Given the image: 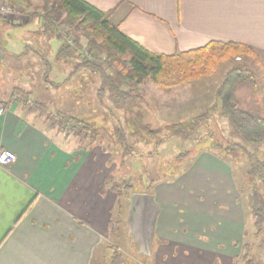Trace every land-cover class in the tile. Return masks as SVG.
Segmentation results:
<instances>
[{"label":"crops","instance_id":"1","mask_svg":"<svg viewBox=\"0 0 264 264\" xmlns=\"http://www.w3.org/2000/svg\"><path fill=\"white\" fill-rule=\"evenodd\" d=\"M84 1L153 53L173 54L212 40L247 45L258 57L252 62L261 87L250 99L264 116V0ZM18 22L7 29L32 24L28 19ZM26 34L21 31L16 44L11 33L5 42L0 32V64L28 52ZM44 38L42 42L52 44ZM32 40L41 47L40 38ZM55 42L57 49L60 41ZM6 65L3 74L9 71ZM6 85L0 82L5 102L0 151H12L15 160L0 165V264H93L96 251L107 246L115 207L119 237L123 231L124 207L99 171L106 157L97 149H77L60 140V133H52L43 118L11 96L12 88L2 92ZM224 160L212 150L195 157V167L179 177L197 190L186 201L167 197L161 202L154 192L159 213L153 264H235L239 243L253 221ZM123 233L129 246L125 226Z\"/></svg>","mask_w":264,"mask_h":264},{"label":"rangeland","instance_id":"2","mask_svg":"<svg viewBox=\"0 0 264 264\" xmlns=\"http://www.w3.org/2000/svg\"><path fill=\"white\" fill-rule=\"evenodd\" d=\"M1 5L12 6L11 12L0 13V17L4 18V20L0 18L2 19L0 21L1 39L6 42L7 34L11 33L12 42L17 44L19 38L22 37L21 31H25L27 34L23 40L29 47L23 57L18 56L20 60H8V63L5 61L0 64V82L4 81L7 84L2 92L7 94L8 88L22 89L30 92L31 99L43 100L46 109L51 112L61 110L87 121L93 129L91 133L98 135L100 144L92 146V138L82 139L76 134L75 129L60 132L53 122L45 121V124L51 132L60 133V140L70 142V147L75 146L77 149H89L90 151L97 149L102 152L106 161L99 171L107 178L104 183L107 189H110L114 183L121 187L123 181L133 185L131 193L125 192L121 188L122 196L120 195V198L122 199L118 200L120 208L129 202V193L146 192V185L152 181L155 183V185L153 183L154 192L157 193L159 201L163 202L167 197L173 198L176 203H180L177 200L186 201L190 195L197 193V190L194 185L189 186L179 180V177L186 173L191 166L195 167V157L200 152L210 149L216 152L220 158L224 157L228 162L231 160V156L222 151V146L225 145L227 138L233 139V133L225 118L214 106L217 103H215L217 86L226 70L234 65L235 61L224 62L214 75L171 89H160L148 79L143 80L136 87L121 84V88L133 90L136 95L140 96L134 99L131 112H127V110H119L114 107L107 97L100 102L97 100L95 93L99 86V77L96 74L81 69L74 76H70V59L62 60L58 57L55 47L56 39L51 38L48 41L52 40V44H48V42H42L44 37L40 35L42 31L36 35V29L40 24L36 17L30 21L32 23L30 28L27 24L22 26L17 24L7 29L12 22L19 21L18 23L23 24L22 21L31 18L32 14L43 15L54 5L52 1L1 0ZM37 22L39 23L37 24ZM58 32L61 39L75 47L81 57L95 60L96 63L101 62V59L99 62L93 57V51L80 31L72 33L70 27L61 26ZM32 37L40 38V48L36 47V42L32 40ZM75 37L79 39V46L74 44ZM44 39L46 40V37ZM38 52L44 56L46 61L41 59ZM238 60L239 58H236L237 62ZM240 61L254 70L257 84L255 92L251 90V87L240 90L239 98L245 100V98L250 99L252 93L260 91V73L252 60L243 59ZM4 64H7L5 67L9 71H4L3 74ZM45 73H47L46 77H44ZM203 107L209 111L207 112L209 113L208 118L205 121L202 119L199 123L194 122L192 120L194 116L200 117L199 115L203 114ZM138 110L140 114L134 115ZM35 114L38 116L36 111ZM41 118L44 119V117ZM179 122L180 124L174 126ZM117 128L126 131L127 145L132 147L129 155L123 156L121 145L115 141ZM214 143L221 147L213 146ZM239 164H236L237 167L233 166L237 176L240 175V168L243 165ZM243 202L244 200H242ZM122 209L124 212V208ZM116 211L115 207L112 211L107 246L102 245L96 251V259L93 264H110L111 248L122 252L126 259L125 264H153L151 256L142 261L135 256L136 254L129 253V246L123 233L124 224H121L123 231L121 232L122 236L119 237L120 230H117L118 223L116 221L120 218L115 217ZM254 231L253 225L247 227L244 237L239 243V254L235 264H242L240 256L244 251L240 248L246 243L250 246L251 256L255 258L256 262L264 264V232L256 235Z\"/></svg>","mask_w":264,"mask_h":264},{"label":"trees","instance_id":"3","mask_svg":"<svg viewBox=\"0 0 264 264\" xmlns=\"http://www.w3.org/2000/svg\"><path fill=\"white\" fill-rule=\"evenodd\" d=\"M49 1L54 4L49 10H46L43 15L32 14L28 21H32L36 17L41 25V34L47 40L54 38L60 41L57 55L62 60L70 59V76H74L81 69L96 74L99 77V86L95 93L97 100L100 102L107 97L113 106L119 110L131 112L134 99L140 97L133 90L121 88V84L136 87L137 84L148 79L160 89H171L214 75L224 62H236L224 73L215 94L217 102L215 108L226 119L233 133V139L227 138L225 145L222 146V151L226 155L229 154L231 160L228 162L226 158L223 157V159L228 162L227 164L232 169L236 188L244 199L246 211L252 218L254 234L259 235L264 232V116L259 109H255L254 106L257 104L254 102V105L252 99H240L238 95L243 88L251 87L254 92L257 89L254 71L240 61L248 58L256 61L258 57L254 51L242 43L212 40L204 46L174 52L173 54L153 53L123 34L118 25L112 23L104 12L88 2L84 0ZM61 26L70 27L72 33L80 31L93 51V57L99 62L101 59V62L96 63L95 60L81 57L75 47L62 40L58 32ZM74 44L79 46L78 37H75ZM37 54L41 56L43 61H46L43 55L39 52ZM236 58H239L238 62ZM11 96L19 98L26 108L29 107L27 109L34 110L38 116L44 117V121L53 122L58 131L75 129L76 134L82 139L92 138V146L100 144L98 135L91 133L93 129L87 121L61 110L51 112L46 109L43 100L31 99L30 92L19 88H14ZM0 106L5 107V102L0 100ZM137 114H140L139 110L136 114L134 113V115ZM208 114L204 112L199 115L200 117L194 116L192 120L196 123L201 122L202 119L205 121ZM178 124L180 122L174 126ZM118 130L117 128L115 141L121 145L123 156L129 155L132 147L127 145L126 131ZM215 144L213 146L221 147ZM239 163L243 165L240 168V175L237 176L234 167H237L236 164ZM121 183V187L116 183L110 186L119 200L122 199L120 198L122 196L121 188L125 192L131 193L133 186L127 181ZM153 183L152 181L146 185V192L154 194L155 183L154 185ZM127 205L128 203L123 205L124 212L123 217H121L126 234ZM116 222L118 223V220ZM127 237L129 239V253L135 255V247L131 243V238L128 235ZM111 249L109 263L125 264L126 259L122 252L116 248ZM240 249L244 251L240 256L242 264H258L255 258L251 256L250 246L247 243L242 245ZM135 256L142 261L146 259L137 254Z\"/></svg>","mask_w":264,"mask_h":264},{"label":"water","instance_id":"4","mask_svg":"<svg viewBox=\"0 0 264 264\" xmlns=\"http://www.w3.org/2000/svg\"><path fill=\"white\" fill-rule=\"evenodd\" d=\"M159 205L148 192H133L126 209L127 235L135 254L148 258L154 246L155 225Z\"/></svg>","mask_w":264,"mask_h":264},{"label":"built area","instance_id":"5","mask_svg":"<svg viewBox=\"0 0 264 264\" xmlns=\"http://www.w3.org/2000/svg\"><path fill=\"white\" fill-rule=\"evenodd\" d=\"M12 11L11 5H1L0 6V13L7 14L8 12ZM4 110V107L0 106V113ZM15 160V154L7 149H3L0 151V165H7Z\"/></svg>","mask_w":264,"mask_h":264}]
</instances>
